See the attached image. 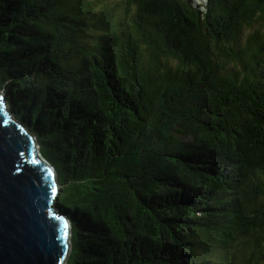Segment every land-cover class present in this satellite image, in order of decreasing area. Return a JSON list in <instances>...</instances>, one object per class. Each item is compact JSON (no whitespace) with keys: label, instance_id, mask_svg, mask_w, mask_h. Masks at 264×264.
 Masks as SVG:
<instances>
[{"label":"trees","instance_id":"16d2710c","mask_svg":"<svg viewBox=\"0 0 264 264\" xmlns=\"http://www.w3.org/2000/svg\"><path fill=\"white\" fill-rule=\"evenodd\" d=\"M79 1L0 0V91L57 174L66 264H203L237 238L255 261L264 0H126L120 31Z\"/></svg>","mask_w":264,"mask_h":264},{"label":"water","instance_id":"95a60500","mask_svg":"<svg viewBox=\"0 0 264 264\" xmlns=\"http://www.w3.org/2000/svg\"><path fill=\"white\" fill-rule=\"evenodd\" d=\"M11 117L0 91V264H66L70 223L57 209V174Z\"/></svg>","mask_w":264,"mask_h":264},{"label":"rangeland","instance_id":"374dc122","mask_svg":"<svg viewBox=\"0 0 264 264\" xmlns=\"http://www.w3.org/2000/svg\"><path fill=\"white\" fill-rule=\"evenodd\" d=\"M194 1L196 2L195 4H201L199 0ZM79 2L80 4H88L83 14L84 20L89 25L99 23L100 26H103L99 29L109 26L112 27L113 30L120 31L124 29H133V27H135V22L139 24L134 14L136 7L134 5L127 7L126 0H80ZM255 29L262 32L264 30V22L259 21L251 28H244L243 34L246 36ZM121 52H123L124 55L126 50L122 48L120 49V53ZM173 64L174 61H171L172 66ZM11 114V118L15 119L13 113ZM248 243H246L243 238H237L234 244L224 249H211L206 254L200 251L197 252L196 260L198 262H203V264H253L254 262H256V264H264V241L260 242L262 248L256 260L250 259L247 263V260L250 258V249H247L250 244Z\"/></svg>","mask_w":264,"mask_h":264},{"label":"bare ground","instance_id":"6f19581e","mask_svg":"<svg viewBox=\"0 0 264 264\" xmlns=\"http://www.w3.org/2000/svg\"><path fill=\"white\" fill-rule=\"evenodd\" d=\"M200 1V0H199ZM3 97H5V94H3ZM15 122H16V119H15ZM18 124L19 125H22L25 129L27 128L22 122L18 121ZM67 221L69 222L68 218H67ZM70 223V222H69Z\"/></svg>","mask_w":264,"mask_h":264},{"label":"clouds","instance_id":"9594fccd","mask_svg":"<svg viewBox=\"0 0 264 264\" xmlns=\"http://www.w3.org/2000/svg\"><path fill=\"white\" fill-rule=\"evenodd\" d=\"M206 3V2H205ZM201 5H204V4H199V6L201 7ZM202 8V7H201Z\"/></svg>","mask_w":264,"mask_h":264}]
</instances>
